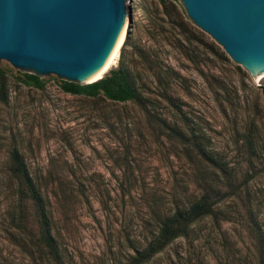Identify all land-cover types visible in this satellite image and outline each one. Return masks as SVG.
I'll use <instances>...</instances> for the list:
<instances>
[{
	"label": "rangeland",
	"instance_id": "rangeland-1",
	"mask_svg": "<svg viewBox=\"0 0 264 264\" xmlns=\"http://www.w3.org/2000/svg\"><path fill=\"white\" fill-rule=\"evenodd\" d=\"M126 5L136 29L128 17L127 40L102 76L122 64L143 103L63 92L59 77L37 88L0 66V170L15 148L39 183L62 264L127 262L171 193L184 200L205 185L219 199L213 213L142 264H255L264 239V73L234 62L180 0ZM155 71L172 105L155 93ZM0 264L41 263L0 231Z\"/></svg>",
	"mask_w": 264,
	"mask_h": 264
},
{
	"label": "water",
	"instance_id": "water-1",
	"mask_svg": "<svg viewBox=\"0 0 264 264\" xmlns=\"http://www.w3.org/2000/svg\"><path fill=\"white\" fill-rule=\"evenodd\" d=\"M190 20L240 67L264 65V0H180ZM136 0H0V66L75 85L120 45ZM94 79V80H93ZM93 80V81H92Z\"/></svg>",
	"mask_w": 264,
	"mask_h": 264
},
{
	"label": "trees",
	"instance_id": "trees-1",
	"mask_svg": "<svg viewBox=\"0 0 264 264\" xmlns=\"http://www.w3.org/2000/svg\"><path fill=\"white\" fill-rule=\"evenodd\" d=\"M126 40L127 36L122 45ZM4 74L0 69L1 102L7 98ZM23 77L24 83L37 88L43 85L41 79L25 74ZM155 78L159 85L155 93L172 105L170 95L172 91L168 82H162L158 71H155ZM60 89L70 94H83L89 97L100 95L112 102L143 103L122 64L109 69L100 79L87 84L75 85L62 80ZM168 129L171 135L176 134L185 138V134L178 127L170 126ZM0 173L4 175L0 178V194L4 198L3 209H5L0 215V231L6 234L12 243L26 250L31 258L36 257L41 264H62L58 245L52 233L51 217L39 183L31 177L26 164L15 148L8 150L6 165ZM211 189L210 185L199 186L196 194L184 200L176 193H171L165 213L158 215L155 231L146 240L144 246L136 249L123 264L144 263L161 252L174 239L186 236L191 224L211 215L214 205L219 201L216 196L212 195L213 193L208 191ZM29 217H32L35 232L30 226ZM255 260V264H264V239L257 248Z\"/></svg>",
	"mask_w": 264,
	"mask_h": 264
},
{
	"label": "bare ground",
	"instance_id": "bare-ground-1",
	"mask_svg": "<svg viewBox=\"0 0 264 264\" xmlns=\"http://www.w3.org/2000/svg\"><path fill=\"white\" fill-rule=\"evenodd\" d=\"M126 21V20H125ZM125 36V34H124ZM124 36L122 38V41L124 39ZM122 41L120 43V45L122 44ZM120 45L118 46V48L114 51V53L111 55V57L108 59V61L105 63V65L102 67V69L99 71V73L95 76L94 79L98 78L99 76H101L105 71L106 69L108 68L109 64L112 62L113 58L115 57V55L117 54L118 52V49L120 47ZM253 71H260V73H264V65L263 66H254L252 67ZM93 79V80H94ZM92 80V81H93Z\"/></svg>",
	"mask_w": 264,
	"mask_h": 264
}]
</instances>
